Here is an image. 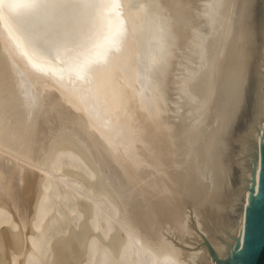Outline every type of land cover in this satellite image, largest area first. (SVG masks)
Listing matches in <instances>:
<instances>
[{"label": "bare ground", "instance_id": "1", "mask_svg": "<svg viewBox=\"0 0 264 264\" xmlns=\"http://www.w3.org/2000/svg\"><path fill=\"white\" fill-rule=\"evenodd\" d=\"M263 143L264 0H0V264L235 263Z\"/></svg>", "mask_w": 264, "mask_h": 264}, {"label": "water", "instance_id": "2", "mask_svg": "<svg viewBox=\"0 0 264 264\" xmlns=\"http://www.w3.org/2000/svg\"><path fill=\"white\" fill-rule=\"evenodd\" d=\"M258 173L259 182L249 197L239 258L235 263L216 260L218 264H264V143L258 150ZM235 249H238V244Z\"/></svg>", "mask_w": 264, "mask_h": 264}]
</instances>
